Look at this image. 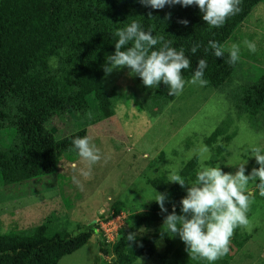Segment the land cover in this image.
<instances>
[{
  "label": "trees",
  "instance_id": "obj_1",
  "mask_svg": "<svg viewBox=\"0 0 264 264\" xmlns=\"http://www.w3.org/2000/svg\"><path fill=\"white\" fill-rule=\"evenodd\" d=\"M262 2L240 0V11L216 28L203 21L195 5L151 9L141 8L137 0H0V183L11 189L56 173L64 157L75 162L79 156L72 139L89 136L88 126L115 115L120 93L112 90L111 95L107 91L103 65L105 56L115 50L118 29L136 20L145 30L151 29L154 36L170 41L177 50L183 48L190 61V67L182 69L184 89L201 58L207 61L205 86L219 88L230 83L239 62L229 64L225 48L224 56L216 57L208 42L215 40L223 46ZM181 19H187L188 24L180 23ZM196 44L200 47L193 53L191 48ZM144 87L148 92L146 105L155 117L181 93L169 95L162 82L159 87ZM235 106L239 117L247 115L252 129L264 132V74L244 86ZM65 113L87 121L85 127L58 138L48 123ZM237 132L233 122L225 120L206 137L205 143L214 148L208 165L214 166L231 154L228 149ZM160 157L165 159L164 153ZM199 169L200 158L195 155L183 165L180 175L192 183ZM168 173L166 170L158 177L148 178L147 183L168 194L165 206L170 212L173 205H180L187 186L170 184L166 181ZM122 212L128 216L113 242L96 219L80 225L76 232H52L48 217L29 230L0 233V264H58L65 255L84 247L95 234L100 236L101 252L111 258L109 264H137L141 258L166 263L169 253L176 249L180 252L173 238H161L159 229L151 234L139 233L141 228L155 227L166 215L156 202L139 212L117 200L102 219L107 222ZM130 232L136 233L135 241L127 240ZM159 241L166 244L163 252Z\"/></svg>",
  "mask_w": 264,
  "mask_h": 264
},
{
  "label": "rangeland",
  "instance_id": "obj_2",
  "mask_svg": "<svg viewBox=\"0 0 264 264\" xmlns=\"http://www.w3.org/2000/svg\"><path fill=\"white\" fill-rule=\"evenodd\" d=\"M231 38L224 48L236 43L241 51L230 83L219 88L189 83L157 117L146 105L148 92L139 76H130L126 67L104 75L107 91L114 95L112 90H116L120 95L116 100L115 115L87 127L89 136L100 149L101 159L89 167L80 157L75 161L77 166H72L66 161L69 157H64L54 174L11 189H5L0 183V233L29 230L48 217L52 232H76L80 225L96 219L108 230L102 227L110 240H115L117 227L123 226L128 215L122 212L113 220L104 221L102 215L108 216L111 204L120 200L127 208L139 212L148 209L155 202L149 198L158 190L147 183V179L158 177L166 170L168 176L173 171L180 174L183 165L195 155L200 158L205 147L208 152L204 155L208 159L204 163L207 164L214 148L211 149L205 139L225 120H231L238 132L228 149L231 154H226L217 163L223 171L235 173L238 165L231 163L246 160V175L258 167L255 157L248 155L249 148L264 145V132L252 129L247 115L238 116L235 100L244 86L264 74V2L254 8ZM245 41L255 45L254 52L249 51ZM86 119L65 113L55 116L48 127L62 138L85 127ZM163 153L165 159L163 156L162 160L160 155ZM73 177L79 181V186ZM249 189L252 192L247 212L250 223L234 230L228 254L215 264H264V196L260 195L256 184L250 183ZM176 211L179 214L180 205ZM161 224L162 220L146 231L151 234ZM144 231L141 228L139 233H146ZM173 239L180 252L176 249L169 253L166 263L141 258L137 264H207L205 260L189 255L178 235ZM159 243L161 252L166 250V244ZM110 260L101 252L100 236L95 234L84 247L65 255L58 264H109Z\"/></svg>",
  "mask_w": 264,
  "mask_h": 264
},
{
  "label": "clouds",
  "instance_id": "obj_3",
  "mask_svg": "<svg viewBox=\"0 0 264 264\" xmlns=\"http://www.w3.org/2000/svg\"><path fill=\"white\" fill-rule=\"evenodd\" d=\"M140 3L151 9H163L166 5L176 4L182 7L195 5L199 8L203 21L216 28L221 27L229 16L240 11V0H140ZM179 22L188 24L187 19H181ZM115 36L117 37L115 50L105 56L103 65L105 75L126 67L129 70L128 74L139 76L147 88L153 85L159 87L162 82L168 88L169 95L183 91L186 81L182 77V69L190 67V61L183 48L177 50L171 46L170 41L165 40L163 36H154L151 29L145 30L136 20L118 29ZM157 44L161 46L155 48ZM245 44L249 51H255L253 43L245 41ZM199 47L200 45L196 44L191 51L195 53ZM208 48L216 57L224 56V46L217 41L210 40ZM227 51V62L235 64L240 59V45L233 43ZM206 68L207 61L199 59L187 83L201 86L206 84L207 81L204 79ZM71 143L80 159L89 167L101 159L100 149L92 137L76 136ZM249 149L251 151L248 155L255 157L258 167H254L247 175L246 160L242 163H231L238 165L235 173L223 171L218 163L214 166L205 164L204 161L208 159L204 155L208 152L206 147L202 149L200 169L192 183L186 182L178 171H173L169 175L166 181L176 182L180 187L187 188L186 195L180 200L179 214L175 205L170 212L165 206L168 200L167 193L155 191V195L149 198L155 200L162 213H166L159 228L161 238L164 236L174 238L178 235L189 255L193 258L199 257L207 264H215V261L228 254L234 230L241 226L247 227L250 223L247 217L252 199L249 184H256L260 189V195L264 196V145ZM73 179L79 186L76 177ZM126 238L135 241L136 233L130 232Z\"/></svg>",
  "mask_w": 264,
  "mask_h": 264
},
{
  "label": "built area",
  "instance_id": "obj_4",
  "mask_svg": "<svg viewBox=\"0 0 264 264\" xmlns=\"http://www.w3.org/2000/svg\"><path fill=\"white\" fill-rule=\"evenodd\" d=\"M117 216H118V215H117ZM117 216H116V217H117ZM114 218H115V217H114ZM114 218H113V219H114ZM113 219H111V220H113ZM109 221H110V220H109ZM107 222H108V221H107ZM123 225H124V224H123ZM101 226L103 227V224H102ZM121 227H122V226H121ZM121 227H119V226L117 227V230H116V237H114L115 240H116V238H117L118 232H119V230H120ZM103 228H104V227H103ZM104 229H105V231H108L106 228H104ZM104 229H103V230H104ZM105 235H106V234H105ZM106 237H107V239H108L109 241H111V242L115 241V240H110V236H109V235H106Z\"/></svg>",
  "mask_w": 264,
  "mask_h": 264
},
{
  "label": "crops",
  "instance_id": "obj_5",
  "mask_svg": "<svg viewBox=\"0 0 264 264\" xmlns=\"http://www.w3.org/2000/svg\"><path fill=\"white\" fill-rule=\"evenodd\" d=\"M67 164H68V163H66V165H67ZM71 165H72V166H77V162H72Z\"/></svg>",
  "mask_w": 264,
  "mask_h": 264
}]
</instances>
